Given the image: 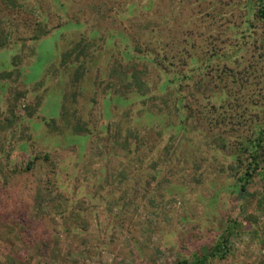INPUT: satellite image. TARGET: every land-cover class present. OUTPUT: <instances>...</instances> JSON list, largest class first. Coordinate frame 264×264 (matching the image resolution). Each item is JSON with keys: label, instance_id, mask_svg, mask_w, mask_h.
<instances>
[{"label": "rangeland", "instance_id": "374dc122", "mask_svg": "<svg viewBox=\"0 0 264 264\" xmlns=\"http://www.w3.org/2000/svg\"><path fill=\"white\" fill-rule=\"evenodd\" d=\"M259 4L0 0V264H264Z\"/></svg>", "mask_w": 264, "mask_h": 264}, {"label": "trees", "instance_id": "16d2710c", "mask_svg": "<svg viewBox=\"0 0 264 264\" xmlns=\"http://www.w3.org/2000/svg\"><path fill=\"white\" fill-rule=\"evenodd\" d=\"M260 1V6L258 7L257 9V15L259 16V18L261 19V21L264 23V0H259ZM147 7H148V4H147ZM80 75V74H79ZM124 77H126V80L130 81L129 84H132L133 86H135L136 84L134 83L136 81V76L134 74L130 75L127 77V75L125 74ZM134 81V82H133ZM136 87V91L137 92V89L139 90V88L137 86ZM75 132H77L78 130L75 129ZM261 140V139H260ZM199 260H202L201 258L197 257L195 258V262L196 264H201V262Z\"/></svg>", "mask_w": 264, "mask_h": 264}]
</instances>
